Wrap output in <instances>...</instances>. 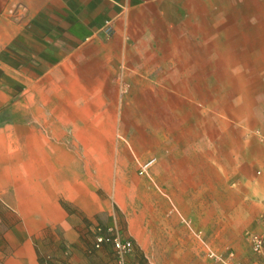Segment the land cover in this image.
<instances>
[{"label": "crops", "instance_id": "0c3cea01", "mask_svg": "<svg viewBox=\"0 0 264 264\" xmlns=\"http://www.w3.org/2000/svg\"><path fill=\"white\" fill-rule=\"evenodd\" d=\"M60 71L104 73L82 86L130 88L145 122L137 133L180 135L169 149L180 165H161L182 168V239L153 228L150 263L215 264L220 208L232 226L261 212L251 232L263 230L264 0H0V107ZM10 167L0 162V264H42L62 238L85 251L80 230L93 215L60 208L42 166L15 176Z\"/></svg>", "mask_w": 264, "mask_h": 264}, {"label": "rangeland", "instance_id": "374dc122", "mask_svg": "<svg viewBox=\"0 0 264 264\" xmlns=\"http://www.w3.org/2000/svg\"><path fill=\"white\" fill-rule=\"evenodd\" d=\"M102 74L44 73L41 86L30 84L23 96L24 89L16 88L10 102L0 107V162L8 163L14 176L42 166L48 180L57 182L60 208L70 215L82 208L93 215L88 232L80 230L85 251L76 247L73 252V245L62 238L56 257L44 256L42 264H115L114 251L105 252L102 258L106 260L96 255L103 251V247L94 248L98 228L103 234L132 242L127 264H152L145 255L153 228L174 229L171 235L182 239V168L161 165L168 160L180 165V156L171 158L169 150L178 144L174 136L180 135L169 128L164 134L137 133L146 131L141 130L145 122L138 118L141 105L132 101L130 88L82 86L83 80L94 81ZM107 75L108 79L118 78L113 71ZM109 90L116 95L108 96L105 92ZM173 122L182 126V119ZM149 138L158 140L155 146L146 143ZM260 213L236 215L232 226V219L220 208L215 243L219 256L228 258L233 253L242 264H260L264 256L251 253L247 238L258 228L253 221L260 222ZM73 255L74 263L69 261Z\"/></svg>", "mask_w": 264, "mask_h": 264}, {"label": "built area", "instance_id": "2783aa9c", "mask_svg": "<svg viewBox=\"0 0 264 264\" xmlns=\"http://www.w3.org/2000/svg\"><path fill=\"white\" fill-rule=\"evenodd\" d=\"M104 32L111 35L113 30L111 28H107ZM146 169L147 165L141 167V174L144 173ZM258 174H261V172H258ZM262 220L264 225V212ZM97 232V237L94 243L95 250L99 251L104 245H111L115 253V264H127L126 257L133 252L132 242L129 240H123L119 236L112 234H103L100 228H98ZM247 238L250 243L252 253L257 256H264V228L261 232L248 233ZM209 256L210 258L222 262L223 264H237L234 262L235 258L233 253H231L228 258L219 256L215 253H210Z\"/></svg>", "mask_w": 264, "mask_h": 264}]
</instances>
